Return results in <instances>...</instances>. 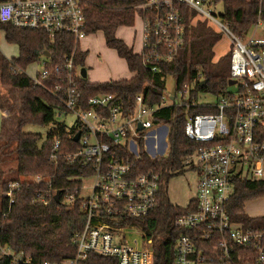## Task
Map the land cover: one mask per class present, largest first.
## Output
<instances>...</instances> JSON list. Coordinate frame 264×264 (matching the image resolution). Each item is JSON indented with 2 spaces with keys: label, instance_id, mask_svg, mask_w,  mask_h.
I'll return each instance as SVG.
<instances>
[{
  "label": "built area",
  "instance_id": "built-area-1",
  "mask_svg": "<svg viewBox=\"0 0 264 264\" xmlns=\"http://www.w3.org/2000/svg\"><path fill=\"white\" fill-rule=\"evenodd\" d=\"M86 3L0 0V23L41 31L50 44L58 35L67 34L76 46L87 37ZM218 4L213 0H146L139 6L145 14L139 55L142 65L153 74H159L158 65L173 61L183 47L188 26L185 10L201 15L228 38L229 77L213 102H203L202 93L189 99L191 87L183 84L173 96L163 93L154 105L136 95L127 114L110 94L89 97L85 102L89 109H84L77 87L81 67L74 63L73 53L61 65H51L44 57L40 73L31 77L33 83L59 101L58 116L76 115L72 127L62 123L67 141L54 137L47 161L56 168L60 162L77 166L78 174L67 178L73 185L65 190L54 188L56 173L0 176V219L9 214L18 195L29 196L33 205L54 202L76 206L83 224L71 238L74 254L58 264H153V240L145 238L140 226L157 210L160 176L153 171L140 172V151L150 160L169 153L170 125L155 121L158 111L208 107L214 112L186 116L184 134L198 146L184 156L182 170L194 173L195 191L192 209L172 221L178 234L171 264H264V227H245L230 213L237 181L264 184V22L257 20L249 36H235L220 14H213L211 6ZM51 76L54 81L49 86ZM229 80L234 84L228 85ZM230 86L235 89L229 91ZM76 133L78 139L73 141ZM3 256L11 264H31L22 252L0 247Z\"/></svg>",
  "mask_w": 264,
  "mask_h": 264
},
{
  "label": "trees",
  "instance_id": "trees-1",
  "mask_svg": "<svg viewBox=\"0 0 264 264\" xmlns=\"http://www.w3.org/2000/svg\"><path fill=\"white\" fill-rule=\"evenodd\" d=\"M145 1L87 0L84 9L86 35L101 33L105 45L124 60L131 76L102 83H90L86 78L78 77L79 101L84 109H89V106L85 105L89 97L106 94L115 97L123 106L125 114L132 110L136 95H142L144 102L149 105L157 104L165 92L164 80L167 76L174 79L175 91L183 84L190 85L189 99H196L198 93L215 97L223 92L229 77L230 53L212 63V47L221 35L214 33L202 22L190 25L189 18L193 11H184L185 23L188 26L183 47L173 61L158 65L159 74H153L146 69L142 65L140 55L116 36L120 27H131L136 16L141 18L145 16L139 9ZM213 2L221 4L220 18L235 36H245L257 20L264 22V0H213ZM0 32H3L4 40L8 44H15L18 47V54L14 58L7 59L0 55V86L15 90L19 97V107L15 111V128L9 139H3L6 142L0 147V163L6 154H14L17 174L56 173L53 179L54 188L57 190L70 188L73 184L67 178L78 174L79 168L64 162H60L56 168L47 161L54 137L59 136L63 142L67 141L65 126L57 123L48 130L43 141L40 134L21 132V128L26 124L44 126L54 122L56 112L62 108L55 96L33 83L25 69L45 54H48L51 65H61L64 58L71 53L74 63L83 68L86 54L79 51L78 45L75 46L73 38L67 34L58 35L56 41L50 44L43 32L17 29L9 23H0ZM53 81L54 76H51L47 85H52ZM213 112L214 110L208 107H194L188 110L185 107H166L155 113V121L167 122L170 125V149L166 157L155 160H150L143 151H140V172L153 171L160 176L157 210L146 220V224L140 226L145 238L153 240V264H171L173 244L178 234L172 226V221L193 207V201H189L185 207L173 205L167 194L169 180L183 171L182 159L198 146L184 134L186 116ZM11 142L14 143L13 150L4 153V146ZM68 143L70 146L73 145L70 141ZM262 195L263 183L237 181L230 203L232 219L243 223L245 227L249 225L264 227V217H249L244 211V203L247 200ZM29 200L27 195L23 197L18 195L9 214L0 219V247L22 252L30 258L31 264H58L72 257L74 247L71 238L83 224V216L79 209L76 206L70 208L54 202L50 206L33 205ZM0 264L11 263L8 257L3 256L0 257Z\"/></svg>",
  "mask_w": 264,
  "mask_h": 264
},
{
  "label": "rangeland",
  "instance_id": "rangeland-1",
  "mask_svg": "<svg viewBox=\"0 0 264 264\" xmlns=\"http://www.w3.org/2000/svg\"><path fill=\"white\" fill-rule=\"evenodd\" d=\"M215 16L222 13V6L219 3L217 6H211ZM197 22L205 23L211 28L214 33H217L213 26H209L201 15L193 13L190 20V25L194 26ZM254 29L251 28L247 36ZM257 35H261V31L256 29ZM121 36L125 41H128V46L133 49L136 54L141 53L142 48V18L136 17L134 25L131 27L120 28L116 32V36ZM79 51L86 54L83 68L86 70V80L90 83H102L109 80L126 79L131 76L127 69V65L116 52L108 48L101 33L90 35L78 43ZM212 63L217 62L230 53L229 40L225 35L218 36L215 44L212 47ZM18 54V47L15 44H8L4 40L3 32H0V55L11 59ZM45 56H41L39 60L25 69V73L30 77L37 76L42 67V61ZM165 96H173L175 89V81L171 76H167L164 80ZM235 87H228L229 91H233ZM203 102H213L215 98L209 94H201ZM19 107L18 93L13 89L3 88L0 86V147L5 144V140L9 139L11 132L15 128L16 110ZM76 115L73 113L55 114L54 122L48 125L26 124L21 128L23 133L40 134L44 140L47 132L57 123H63L66 127H72L75 123ZM13 141V140H12ZM40 141V142H41ZM14 143L4 146V153L13 150ZM17 161L14 154H6L0 163L1 176L6 178L16 177ZM195 176L188 170L182 171L174 175L168 182L167 194L169 201L178 207H185L194 195ZM244 211L249 217H264V195L247 200L244 203Z\"/></svg>",
  "mask_w": 264,
  "mask_h": 264
},
{
  "label": "water",
  "instance_id": "water-1",
  "mask_svg": "<svg viewBox=\"0 0 264 264\" xmlns=\"http://www.w3.org/2000/svg\"><path fill=\"white\" fill-rule=\"evenodd\" d=\"M45 56L48 57V54H45ZM80 75L82 78H86V70L84 68L80 69ZM203 84H204V81L201 82V85H203ZM232 84H234V81L229 80L228 85H232ZM139 129H140V126H139ZM78 135H79V133L75 134V136L73 137V141H77ZM58 194H59V191H57L56 195H55V201L56 202H58Z\"/></svg>",
  "mask_w": 264,
  "mask_h": 264
},
{
  "label": "crops",
  "instance_id": "crops-1",
  "mask_svg": "<svg viewBox=\"0 0 264 264\" xmlns=\"http://www.w3.org/2000/svg\"><path fill=\"white\" fill-rule=\"evenodd\" d=\"M136 17H137V16H136ZM140 18H141V17H140ZM135 20H136V19H135ZM120 28H123V27H120ZM120 28H119V29H120ZM119 29H118V30H119ZM118 30H117V31H118ZM89 36H90V35H89ZM89 36H87V37H89ZM117 37L120 38L121 40H123V42L128 46V41H127V40L125 41V40H124L121 36H119V35H117ZM128 47H129V46H128ZM85 60H86V59H84V61H85ZM191 173H192V172H191ZM192 174L194 175V173H192ZM194 176H195V175H194ZM194 178H195V177H194ZM194 188H195V184H194Z\"/></svg>",
  "mask_w": 264,
  "mask_h": 264
}]
</instances>
